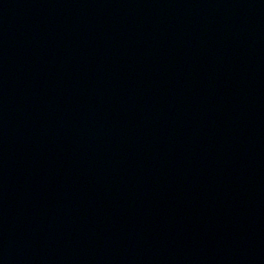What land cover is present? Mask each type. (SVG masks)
<instances>
[{
    "label": "water",
    "instance_id": "1",
    "mask_svg": "<svg viewBox=\"0 0 264 264\" xmlns=\"http://www.w3.org/2000/svg\"><path fill=\"white\" fill-rule=\"evenodd\" d=\"M0 264H264V0H0Z\"/></svg>",
    "mask_w": 264,
    "mask_h": 264
}]
</instances>
